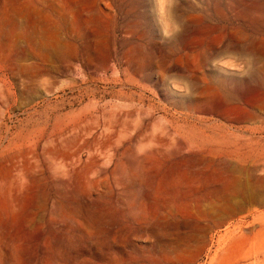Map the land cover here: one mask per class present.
<instances>
[{
    "label": "rangeland",
    "instance_id": "1",
    "mask_svg": "<svg viewBox=\"0 0 264 264\" xmlns=\"http://www.w3.org/2000/svg\"><path fill=\"white\" fill-rule=\"evenodd\" d=\"M0 264H264V0H0Z\"/></svg>",
    "mask_w": 264,
    "mask_h": 264
},
{
    "label": "bare ground",
    "instance_id": "2",
    "mask_svg": "<svg viewBox=\"0 0 264 264\" xmlns=\"http://www.w3.org/2000/svg\"><path fill=\"white\" fill-rule=\"evenodd\" d=\"M243 236H244L243 234L240 235V237H243ZM238 238H239V237H237L236 235L233 236V239H234V240H235V239H238Z\"/></svg>",
    "mask_w": 264,
    "mask_h": 264
}]
</instances>
